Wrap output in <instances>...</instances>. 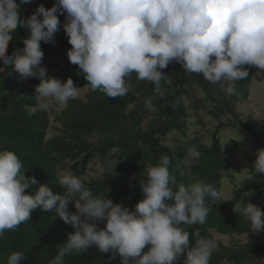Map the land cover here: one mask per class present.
Listing matches in <instances>:
<instances>
[{"label":"clouds","instance_id":"1","mask_svg":"<svg viewBox=\"0 0 264 264\" xmlns=\"http://www.w3.org/2000/svg\"><path fill=\"white\" fill-rule=\"evenodd\" d=\"M29 3L20 0V4ZM18 9L17 0H0V62L10 68L9 75L39 78L35 93L42 98L43 108L49 107V101L63 105L79 95L71 78L61 82L48 77L41 66L44 53L40 45L42 41L54 43L60 30L58 13L65 15L69 62L82 70L93 92L111 99L128 94L133 74L137 80L159 86L165 76L162 70L173 61L185 72L200 74L218 85L227 96L236 94V81L248 78L245 65L264 69V0H56L51 8L39 5L28 18H21ZM18 26L30 35L22 49L8 54L7 46ZM145 106L151 108L150 99ZM188 154L200 157L195 147ZM169 163L165 156L148 168L140 182L143 199L133 212L105 196L93 195L70 172L58 176L59 186L66 189L63 195L46 185L32 195L25 194L36 179L25 177L14 151L0 150V236L30 220L37 208L55 210L75 232L49 264H64L66 255L93 246L101 253H111L112 259L119 255L121 264H174L182 254H186L183 264H210L215 243L200 238L191 246L190 233L180 225L205 223L209 202L225 200L204 180L174 190ZM253 171L264 174V148L257 150ZM70 202L74 213L68 211ZM233 212L246 217L252 231H264V211L258 206L238 202ZM98 221L106 222L103 228ZM24 259L22 252H13L7 264H21Z\"/></svg>","mask_w":264,"mask_h":264},{"label":"trees","instance_id":"2","mask_svg":"<svg viewBox=\"0 0 264 264\" xmlns=\"http://www.w3.org/2000/svg\"><path fill=\"white\" fill-rule=\"evenodd\" d=\"M17 3L21 18H28L39 5L51 8L56 0H33L31 7L25 11L20 7V0ZM58 19L60 30L54 35V43L41 42L44 53L41 66L47 76L61 82L71 78L74 86L86 87L85 97L70 99L58 112L54 106L43 108L34 94L39 78L21 79L16 74L9 75L10 68L0 62V150L14 151L22 162L25 177L36 179L37 183L26 189L25 194L32 195L40 185H46L53 193L63 195L66 189L58 184V168L61 165L79 177L93 195L105 196L134 212L135 205L143 199L141 179L146 178L148 168L157 165L165 156L170 161V175L175 177V184L171 185L174 190L181 185L204 180L220 192L223 179L232 178L237 166L226 157L219 136L213 133L209 146L195 138L179 143L175 152H169L161 143V139L172 130H178L183 135L187 130L188 112L182 103L181 89L169 81L171 65L162 70L165 76L159 86L147 80H137L133 74L128 81L131 88L124 97L111 99L99 91L93 92L82 70L69 62L67 52L71 45L63 30L65 15L58 13ZM29 35L28 29L18 26L7 46V53L22 49L23 40ZM244 67L249 76L235 82L236 94L227 96L215 84L210 86L208 81L204 82L203 90L208 98L223 102L216 106L215 113L231 112L235 116L234 125L243 126L256 141L264 137L263 129L254 122L246 123L233 109V103L248 95L252 81L253 66ZM181 76H188L189 80L195 78L201 83L204 80L200 74L185 71ZM158 91L172 96L176 106L173 118H169V113L158 100ZM184 92L188 93V90L184 88ZM148 99L151 100V108L145 106ZM150 115L151 119L147 120ZM49 128L56 131L50 138L47 137ZM94 134L98 137L95 143H91L90 138ZM193 147L200 157L195 158L186 171L181 161ZM114 148L117 149L115 153L112 152ZM238 150L247 154L239 147ZM95 159L114 164L115 170L102 178L86 181L83 176ZM238 202L243 205L251 203L264 211V174L252 171L251 177L234 185L228 201L209 202L211 210L205 223L180 225L190 233L191 246L194 247L200 238L216 243L210 264H224L225 260L229 264H264V235L260 236L259 242L247 245L228 246L221 241L216 242L215 232L232 235L250 229L247 218L233 212V206ZM68 211H76L74 203H69ZM97 223L103 228L106 222ZM74 232L75 229L56 215L55 210L45 212L37 208L31 212L30 220L19 225L15 231L6 230L0 236V264H7L9 255L17 251L25 256L21 264H49L68 241L69 234ZM147 250L148 246L144 251ZM185 256L182 254L174 264H183ZM111 257V253H101L93 246L86 252L66 255L63 261L64 264H121L119 255L115 259Z\"/></svg>","mask_w":264,"mask_h":264},{"label":"rangeland","instance_id":"3","mask_svg":"<svg viewBox=\"0 0 264 264\" xmlns=\"http://www.w3.org/2000/svg\"><path fill=\"white\" fill-rule=\"evenodd\" d=\"M32 3L33 0H31L29 4H20V7L25 11L31 7ZM170 65L171 74L169 81L177 87H180L182 92V103L188 112V119L185 125L187 130L186 135L181 134L178 130H172L166 137L161 139V143L168 148L169 152H175L176 146L179 143H184L195 138L202 141L204 145L209 146L212 143L213 133L219 136L226 157L237 166L234 176L232 178H224L222 181L220 194L225 200L222 202H226L232 197L234 185L252 176L257 150L264 148V137L255 141L252 134L243 126L234 125L235 116L228 110H224L219 114L215 113L216 106L222 105L223 102L208 98L203 90L206 80L204 79L202 83L198 82L195 78L189 80L190 78H188V76H181L182 72L185 70L181 68L182 66L179 65V63L173 61ZM209 85L211 86V83H209ZM184 88L188 90V93L184 92ZM86 91V87L79 88L78 96L85 97ZM161 92L162 91H158L156 94ZM34 94L36 96L35 89ZM36 97L41 106L43 103L42 98ZM51 106H54L58 112L61 108L66 106V104L60 105L54 101H49V107ZM233 109L240 119L246 123L254 122L264 131V69H258L256 66H253L252 81L248 88V95L243 100L233 103ZM151 117V115L148 116L147 120H150ZM55 132L54 128H49L47 137H52ZM97 137L98 134H94L90 138L91 143H95ZM238 147L242 151H246L247 154L240 152ZM194 161L195 158L188 154L181 161V165L188 171ZM89 167V170L83 176V179L86 181L94 178H102L106 173L115 170L114 164L103 163L98 159L92 161ZM63 172L71 173L68 167L60 165L58 168V175ZM83 184L85 185V183ZM214 235L216 237V242L221 241L228 246L235 244L247 245L252 242H259L261 240L260 236L262 237L264 235V231L254 232L250 227V229L241 233L234 232L232 235H229L215 232Z\"/></svg>","mask_w":264,"mask_h":264},{"label":"water","instance_id":"4","mask_svg":"<svg viewBox=\"0 0 264 264\" xmlns=\"http://www.w3.org/2000/svg\"><path fill=\"white\" fill-rule=\"evenodd\" d=\"M156 96L163 108L169 113V118H173L175 116L176 106L172 99V96L165 92L158 93Z\"/></svg>","mask_w":264,"mask_h":264}]
</instances>
